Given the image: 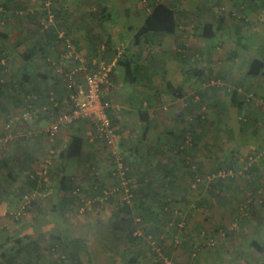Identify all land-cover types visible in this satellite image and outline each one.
Wrapping results in <instances>:
<instances>
[{
  "label": "rangeland",
  "instance_id": "rangeland-1",
  "mask_svg": "<svg viewBox=\"0 0 264 264\" xmlns=\"http://www.w3.org/2000/svg\"><path fill=\"white\" fill-rule=\"evenodd\" d=\"M41 2L0 0V32L10 36L6 42L0 41V52L6 55L1 60L4 69L0 70V82L9 85L8 90L4 91L8 95L0 99V104L5 110L21 111V122L23 112L29 107L28 94L33 93L34 81L36 87L44 91L51 86H62V83L54 80L55 70L52 65V62L60 64L64 48L61 42L53 40L50 46L45 47V57L52 60L49 63L41 58V61L37 59V67L34 63L26 66L21 57L41 40L43 30L47 28V14H51L48 10L52 7H47L49 2L46 6ZM161 2L56 0L54 6L60 14L58 23L61 26H58L55 18L53 25L49 26L61 29L60 34H64L66 42H73L79 51L86 50L90 55V31H102L91 14L98 15L101 7L106 6L112 15L116 33L96 35L104 36L105 41L110 38L122 56L128 57L134 47V35L126 32L127 13L135 12L139 19H143L148 8ZM39 24L44 29L39 28ZM65 24L66 27H62ZM230 26L231 30L235 28ZM261 27L264 28V25ZM36 30L38 33L31 34V31ZM260 34L259 49L254 48L256 41L251 43L252 47L244 48L247 47L246 42H252L251 34H248V41L236 45L243 47L240 54L244 55L243 59L240 57L239 62L242 63L234 73L238 82L225 72L219 75V69L222 68L215 65L209 69L210 78L203 80L200 77L201 80L195 84L188 80L183 83L181 71L189 70L190 66L175 61L171 64L165 61L164 65L157 61L153 74L144 75L140 69L136 76L138 82L125 85L122 81L124 69L120 67L111 78L112 87L108 97L110 101L112 93L116 92L121 102L117 106L110 101L120 108L115 112L116 118L115 113L112 115L122 136L120 144L114 145V148L100 142H95L94 146L87 144V154L82 159L69 161L66 174L73 179L69 183L71 188H75L73 193L59 191L55 184V189L47 196L42 192L36 193V203L28 206L25 216L17 219L13 215L23 208L26 195L21 205L6 210L4 218L7 226L1 228L0 264H65L75 249L83 264H264V72L257 78L245 75L247 57L259 56L264 51V29ZM237 37L232 39L237 41ZM228 41L230 38L225 39L226 43ZM169 61L172 62L171 59ZM39 72L48 74V80L38 79L36 74ZM166 80L172 82L176 89L183 85L185 91L181 98L166 88ZM44 96L46 102L43 106L53 108L51 95L45 92ZM150 101L152 107L144 115V105ZM191 103L197 106L193 113H189ZM238 103L242 105L241 110L238 109ZM62 104L63 101L59 102L57 109L41 114L37 122L51 113L58 116L64 112ZM122 106L134 110L127 112ZM42 107H38V110ZM4 113L0 110V125H4L0 128V145L7 148L20 139L15 134L30 130V125L22 122L28 128L17 133L11 132L13 140L6 142L5 127L15 119L9 118L11 121L7 123ZM198 116L203 120L194 129L201 136L199 145L196 151L191 152L193 156L181 155L178 158L168 147V144L175 143L170 131L176 135L181 134L183 127H192ZM149 121L152 130L146 137L148 142L144 144L141 136L145 122ZM88 128L87 124L83 129L87 131ZM187 140L190 141L189 138ZM153 149L154 152L151 151ZM141 153L145 154L146 169L143 170L149 169L152 172L154 187L164 184L161 171L164 165L175 168L177 172L175 189L160 190V198L152 195L144 200V205L140 200H133L130 194L142 171L138 166ZM121 157L129 158L130 167L123 170L125 175L118 170L117 158ZM190 157L192 162L186 165L180 161ZM44 166L41 170L31 171L29 176L42 172ZM252 166H255L254 176L248 171ZM197 167L201 174L197 178L198 182H192L190 172H195ZM47 170V176L36 174L41 185L49 177L50 168ZM228 177H233L234 183L226 180L224 186L219 188V179ZM96 178H99L106 190L102 198H93L94 193L90 187ZM72 196H75L73 201ZM164 200L169 203L166 211L170 217L167 223L159 204ZM64 201L66 204L61 205ZM125 205L130 207V211L128 215L122 214L121 218L131 216L137 229L134 235L138 236L134 242L122 237V232L114 225V210ZM41 206L42 211L38 209ZM19 240L27 247L20 256L17 252L19 244L16 243ZM255 244H260L262 251L257 250ZM127 250L129 253L124 255ZM2 254L8 259L5 260Z\"/></svg>",
  "mask_w": 264,
  "mask_h": 264
},
{
  "label": "crops",
  "instance_id": "crops-1",
  "mask_svg": "<svg viewBox=\"0 0 264 264\" xmlns=\"http://www.w3.org/2000/svg\"><path fill=\"white\" fill-rule=\"evenodd\" d=\"M161 3L166 4L175 10L178 29L175 36L148 35L139 46H135L134 44L128 59L138 70L141 69L144 75L150 76L153 74V69L157 67V61L164 65L165 61L169 64L174 63L173 61H175L176 63L182 62V64H187L190 66L189 70L183 69L181 71L180 76L182 77L181 81L183 83H186L187 80L190 81V83H197L199 80H201L200 77H203V80L206 79V77L207 79L208 77L210 78L211 76H209V69L210 67H215V65H219V67L222 68L219 69V75L221 72H225L228 75L230 74V76L232 75L234 80H237V78L234 76V73L236 72V68L242 63V61L239 62L240 57L243 59L244 55L240 54V50L243 47L240 45L237 47L236 45L243 43L244 41H248V34H251L252 42H246L247 44L245 46L247 47L244 48L248 49L249 47H252L251 43L256 41V46L253 47L259 49L258 44L260 43V37L262 36L260 32H262L264 29L263 27L259 28L260 25H264V0H162ZM219 6L227 14L225 23L221 30L215 31L216 35L213 39H206L202 35L203 29L207 25H212L215 28L216 17L222 14L219 12L220 10L217 9ZM149 13L150 9L148 8L145 16H143V19H139L135 12L127 13L125 21L127 34H133L135 36ZM113 23L112 17L104 20L103 22H99L98 20V25L102 28V31L98 33L96 29L94 34H115L116 31H114L115 27L113 26ZM230 25H233L235 28L231 30ZM245 25H249L250 27ZM235 36H238L237 41L232 39ZM226 38H230L228 43L225 42ZM214 40H216V42L213 43L212 41ZM39 41L40 40H38L36 43ZM233 41L236 43L234 44ZM44 44L46 43L43 42V45ZM257 49L255 50L258 51ZM81 51L85 55H88L86 50ZM259 56L249 55L247 57L248 68L245 72V75H248L249 65L254 59L264 60V51H262ZM37 59L41 61V58H35L34 63L36 66L39 65V60ZM169 59H171L172 62L169 61ZM40 65L42 64L40 63ZM44 66L46 67V63ZM117 70L119 71V67L117 68L116 66L114 70L116 71L115 73H118ZM263 72L264 70L262 73ZM184 74L188 77L184 76ZM36 75L38 79L42 81H46L43 79V77H47L48 80V74H42L39 72ZM248 77L250 76L248 75ZM238 80L236 82H238ZM165 82L167 83L170 81L166 80ZM61 85L62 86L56 87L59 91H62L61 98L64 100L67 92L63 83ZM190 85L193 87L192 84ZM179 87H183V85L181 84ZM36 88L40 89V92L43 94V96L45 95L46 91H44L42 88H39L38 86L36 87L34 81L33 89L35 90ZM115 93L116 92L112 93L110 101H112L113 104H117L118 106V103L121 102L118 98V95ZM239 104L240 103L237 104L238 109L242 107V105ZM215 105H217V103ZM122 108H125V106H122ZM130 108L131 109L129 110L126 108L125 109L127 112H132L134 108ZM6 111L7 113H4V115L5 121H7V123L10 120L9 118H11V120L12 118L15 119L14 121L16 123V128L14 132L17 133L23 129H27L28 125H30L29 128L35 132V135L29 139L20 138L18 141L16 140L12 144L8 145L7 148L0 145V240L2 239L1 228L7 226L5 222L6 220L4 218L5 211L11 207L17 208L19 205H21L24 193L26 194L28 192V173L43 169L42 166L44 164V168H50V174L44 184V187L42 188V190H44L42 193H44L45 196H47L49 193H52L51 190L55 189V184L58 185V190H65L60 184L61 180L66 178L67 184L73 180L72 177L69 178V176L66 174L69 167V161H66L63 155L64 149L66 148L70 138L73 136H78L83 139V156L87 154L85 152L87 144H90V146L95 145L87 139L88 130L86 131V129H83L85 126H87L86 123L78 122L80 126H77L76 124V126L74 125L63 128L56 140L51 142L44 133L50 126L52 119L51 115V117L48 116L47 118L38 122H33L24 126L20 120L22 113L21 111L17 109H10ZM145 112H147V114L149 113L148 110H145ZM116 115L117 113H115V118ZM115 124L117 123L115 122ZM3 126L4 125H0V128L2 129ZM146 126L150 127V132L152 130L150 121L145 123V127ZM144 142H148V139H145ZM149 148H151V146ZM151 151L154 152L155 150L153 149ZM96 181L101 183L99 178ZM96 183L97 182H93L90 188L96 186ZM62 204H66V202L64 201L61 203V205ZM42 207L43 206H41V208L38 207V209L42 211ZM56 209L60 208L57 207ZM20 242L21 240L16 243L20 244ZM19 249L17 248V252H19ZM1 256L5 257V254H2ZM0 263H2V259Z\"/></svg>",
  "mask_w": 264,
  "mask_h": 264
},
{
  "label": "trees",
  "instance_id": "trees-1",
  "mask_svg": "<svg viewBox=\"0 0 264 264\" xmlns=\"http://www.w3.org/2000/svg\"><path fill=\"white\" fill-rule=\"evenodd\" d=\"M42 5L46 6V4L49 2L51 7L50 10H48V12L51 11V14L54 15V18L56 19L57 23H58V19L60 18V14L58 12V10L56 9V7L54 6L55 3L54 1L56 0H41ZM60 1V0H57ZM54 6V7H53ZM221 6V5H220ZM218 10H220L219 12L222 13L219 16L216 17L215 23L216 26L214 28V26L212 25H207L205 26V28L203 29V37H205L206 39H213L216 35L215 31L221 30V28L223 27L225 20H226V16L227 14L225 13L224 10L220 8H218ZM88 14H90L88 12ZM86 14V15H88ZM100 14V15H99ZM98 15H92L91 17L95 18V21L99 22H103L104 20L111 18L112 15L109 12V9L107 7H101L100 13ZM48 16V14H47ZM32 18H34V14L31 15ZM98 19V20H97ZM58 26H61L58 23ZM66 25H62V27ZM39 28L44 29V26L42 25H38ZM178 29V24H177V19H176V13L175 10H173L170 6L163 4V3H157L152 5L151 9H150V13L146 16L144 23L142 24V26L140 27V29L137 31L136 35L133 38V43L135 44V46H139L145 39L146 36L148 35H155V36H175L176 32ZM44 35L41 38V40L36 43L34 45V47H32L31 49L27 50L26 52H24L21 57L23 59V62L25 63L26 66L31 65V63H34V59L39 57V58H45L46 61L49 60L48 57H45V55H47V50L45 49L46 46H50L53 42V40H57L58 42H61L64 45V48H62L61 54H63L66 51V37L64 38H60V31H62L61 29H56L53 26L52 27H47L44 30ZM38 33L37 30L36 31H31V34H36ZM67 35V34H66ZM90 43H91V54L87 56L89 63L92 62L93 59H99L100 61H104L106 63L111 64L112 62H114L116 60V66L117 68L122 67L124 69V74L122 76V81L124 82L125 85H130V84H135L136 82H138V77L137 74H139V70L135 67V65L128 59L127 56H122L119 55V51L118 49L112 44V41L110 40V38H108V40H104V36L101 35H95L94 33H92V30L90 31ZM68 36V35H67ZM10 39V36L6 33L0 32V41L1 42H6ZM45 39V40H44ZM43 42L46 43L43 45ZM73 43V42H72ZM104 47V49H103ZM6 55L3 56L0 52V70L4 69V67L1 66V60L5 59ZM49 63V61L47 62ZM50 65V64H49ZM34 66H36V64L34 63ZM37 67V66H36ZM116 68V67H115ZM55 70V68H54ZM115 70V69H114ZM264 70V60L262 59H254L250 65H249V69H248V75L250 77L253 78H257L260 76V74L262 73V71ZM116 71H114L111 75V78L116 74ZM44 80H47V77H43ZM54 80L57 82H62L55 74L54 76ZM63 83V82H62ZM9 85L6 84H1L0 82V99L7 96L8 94H5V90H8ZM166 88L172 93L174 94L176 97L181 98L184 94V90L182 87L179 88H175L171 82H167L166 83ZM46 93L49 95H51V93H53L55 95V97H57V101H59L60 103L62 102V91H59L57 89L56 86H51L50 88H48L46 90ZM30 96L29 99V103L34 107V109H38V107H42L44 105V103L46 102V97L43 96V94L40 92V89L36 88L35 90H33L32 94H28ZM28 96V97H29ZM32 97H36V100L31 99ZM50 98V97H49ZM48 100V98H47ZM152 107V102H147V104L144 105L145 110H149ZM240 109V108H239ZM0 110L7 113V111L5 109L2 108L1 104H0ZM194 110H197V106L194 105L193 103L190 104V108H189V113H193ZM241 110V109H240ZM144 115L146 114L145 111L142 112ZM116 121L113 122V125L116 126L115 124ZM203 122L201 117H197L195 122L193 123L192 127L190 128H185L183 127V129L181 130V134L176 135L174 132L170 131V135L174 137L175 143L174 144H168V147L170 148L171 152H174L176 155H178L177 157L180 158L181 155L184 156H188L189 154H191V156H193V153L196 151L198 145H199V141H200V135L196 134V131L194 130L195 127L197 128V126H199L201 123ZM82 123H86L87 122H82ZM146 123V122H145ZM191 126V125H190ZM150 127L146 126L145 130L141 136V142L144 143L147 134L149 132ZM256 135V132H255ZM187 138L190 139V141L187 140ZM185 143H187L186 146ZM145 144V143H144ZM190 145V146H189ZM64 158L66 161H71V160H76V159H80L82 158V156L84 155V141L82 138L78 137V136H73L70 138L69 142L66 145V148L64 149ZM140 162H139V169L142 170L140 171V175L138 178V183L136 184V186H134L133 189L130 190V194L133 200H140L141 203L144 205V200H146V198H151L152 195H156L155 197L160 198L158 194V192L161 191H166L169 190L171 188H173V190L175 189L174 185H175V178L177 177V172L175 168H172L169 165H164L162 167V173L164 174V184L162 185H158L157 187H154V184L152 182V172L147 169V170H143L146 169V164L144 163L145 160V154L141 153L140 154ZM192 157H190V159H180V161L183 164H187L189 162H192ZM129 158L128 159H124V166L127 169L128 167H130L129 165ZM248 171L252 174V176H254L255 173V166H252L251 168H248ZM199 174H201V170L199 167H197V170L195 172H190V175L192 177V182H198L197 178L199 176ZM32 174L28 177V183L27 185H29V189L27 190L28 192L23 196L27 195V194H32L35 192H42L44 190H42V188L44 187L45 182H43V185H41V180L34 176L33 179H31ZM97 179V178H96ZM70 180V179H69ZM226 180H229L230 183H234V178L233 177H228V178H221L219 179L218 185L219 188L223 187L224 182ZM96 186H93L91 188V191L93 194V198H102L105 196L106 190L104 189V184L99 183L98 181H96ZM62 187L65 189L63 191H69L70 193H73L74 189L71 188L70 184H67V179H62L61 183ZM62 191V190H59ZM75 197V196H74ZM74 197L72 196V200H74ZM77 198V197H76ZM36 200H34L31 205H35ZM161 204L160 207V211L162 213L165 214V223L168 222V217H170V213H168L167 207L169 205V203L167 201L164 200V202L159 203ZM252 204V201H251ZM130 211V207L128 205H125L122 208H118L116 210H114V214H113V219H115L116 223H114L116 228H119L120 231L122 232L121 235L122 237H124L127 241H136L138 239V236L134 235L137 232L136 226L134 225L131 216L129 215V217H124L121 218V215L126 213L127 215L129 214ZM181 221V220H179ZM178 221V222H179ZM142 224V223H140ZM139 225V224H137ZM254 247L257 250L262 251V247L260 246V244H255ZM19 253L18 256H20L23 251H26L25 249H27V247H25V245H22V243L20 242L19 244ZM76 249L75 252H73V254H71L69 256V260L65 261L66 262H70L71 264H83V262L80 260V258L78 257L77 253H76ZM129 253V251L127 250L124 255H127ZM8 257L5 256V260H7ZM16 259V258H15ZM241 264V263H240Z\"/></svg>",
  "mask_w": 264,
  "mask_h": 264
},
{
  "label": "built area",
  "instance_id": "built-area-1",
  "mask_svg": "<svg viewBox=\"0 0 264 264\" xmlns=\"http://www.w3.org/2000/svg\"><path fill=\"white\" fill-rule=\"evenodd\" d=\"M50 4H47L49 7ZM54 15H48V27L53 25ZM60 38H64V34H60ZM104 49V47H103ZM122 53L119 52V55ZM49 62L52 60L49 59ZM59 63L52 62L55 68L56 76L63 82L67 95L63 100L64 112L59 113L58 116H52L50 126L44 132L46 137L54 142L59 136L61 130L65 127L74 126L78 122H87L89 130L87 132V139L92 142H100L107 146L114 148V145L120 144L121 134L116 126L113 125V114L120 108L114 107L108 96L111 93V75L116 67V60L111 64L99 59H93L91 63L87 56L72 44L70 41L66 42V51L60 55ZM69 65V66H68ZM71 65V66H70ZM50 101L53 103V108L43 106L41 109H34L29 103L28 109L23 112L22 122L33 123L37 122L41 114H44L50 109H57L59 102L56 100L55 95L51 93ZM30 96L28 97V100ZM31 99L36 100V97ZM62 103V102H61ZM49 113V112H48ZM15 123L11 121L5 127L6 138L8 142L13 140L11 132L15 131ZM10 132V134H9ZM35 135L31 129L20 132L15 136L17 138L29 139ZM118 170L123 171L124 158H117ZM39 176H47V167L42 172L36 173ZM32 174L31 179L36 176ZM125 175V172H122ZM37 192L27 194L25 198V204L20 212L13 216L19 219L26 215V210L31 203L37 199Z\"/></svg>",
  "mask_w": 264,
  "mask_h": 264
}]
</instances>
